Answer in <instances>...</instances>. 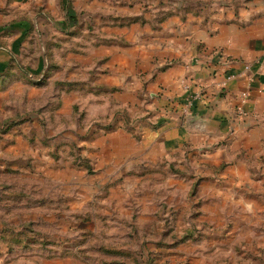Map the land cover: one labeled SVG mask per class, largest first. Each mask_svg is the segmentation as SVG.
Here are the masks:
<instances>
[{
  "label": "rangeland",
  "instance_id": "374dc122",
  "mask_svg": "<svg viewBox=\"0 0 264 264\" xmlns=\"http://www.w3.org/2000/svg\"><path fill=\"white\" fill-rule=\"evenodd\" d=\"M104 1L0 0V264H264V151L217 183L177 154L98 163L106 132L157 125L96 56L127 45Z\"/></svg>",
  "mask_w": 264,
  "mask_h": 264
},
{
  "label": "crops",
  "instance_id": "0c3cea01",
  "mask_svg": "<svg viewBox=\"0 0 264 264\" xmlns=\"http://www.w3.org/2000/svg\"><path fill=\"white\" fill-rule=\"evenodd\" d=\"M103 4L116 7L109 19L127 20L104 30L127 45L102 47L105 53L96 54L108 56V84L122 89L121 105L130 90L141 88L150 96L146 107L157 110V125L143 128L140 139L118 127L95 142L102 145L96 158L106 173L118 177L129 165L177 154L199 167L202 180L248 179L249 157L264 151V0Z\"/></svg>",
  "mask_w": 264,
  "mask_h": 264
},
{
  "label": "built area",
  "instance_id": "2783aa9c",
  "mask_svg": "<svg viewBox=\"0 0 264 264\" xmlns=\"http://www.w3.org/2000/svg\"><path fill=\"white\" fill-rule=\"evenodd\" d=\"M245 99H246V93L245 92H242L241 95H240V102H239V105L237 106V113L242 115L243 114V109H242V106H243V103L245 102Z\"/></svg>",
  "mask_w": 264,
  "mask_h": 264
},
{
  "label": "trees",
  "instance_id": "16d2710c",
  "mask_svg": "<svg viewBox=\"0 0 264 264\" xmlns=\"http://www.w3.org/2000/svg\"><path fill=\"white\" fill-rule=\"evenodd\" d=\"M126 21H127V20H126ZM130 21H132V20H130V18H129V21H128V22H130ZM167 66H169V65H168V64H165V65L161 66V67L159 68V70L164 69V68H166Z\"/></svg>",
  "mask_w": 264,
  "mask_h": 264
}]
</instances>
